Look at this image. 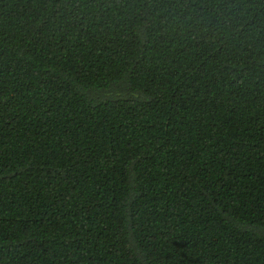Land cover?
I'll return each instance as SVG.
<instances>
[{
  "label": "trees",
  "instance_id": "16d2710c",
  "mask_svg": "<svg viewBox=\"0 0 264 264\" xmlns=\"http://www.w3.org/2000/svg\"><path fill=\"white\" fill-rule=\"evenodd\" d=\"M0 264H264V0H0Z\"/></svg>",
  "mask_w": 264,
  "mask_h": 264
}]
</instances>
